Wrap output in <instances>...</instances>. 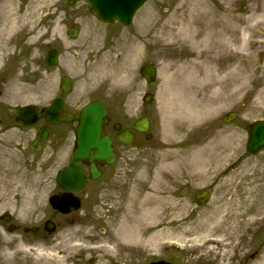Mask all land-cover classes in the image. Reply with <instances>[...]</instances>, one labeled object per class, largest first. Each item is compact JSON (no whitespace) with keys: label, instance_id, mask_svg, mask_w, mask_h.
Listing matches in <instances>:
<instances>
[{"label":"rangeland","instance_id":"rangeland-1","mask_svg":"<svg viewBox=\"0 0 264 264\" xmlns=\"http://www.w3.org/2000/svg\"><path fill=\"white\" fill-rule=\"evenodd\" d=\"M61 2L24 0L21 12L3 16L9 29L16 25L21 27L22 39L29 34L38 38V53L35 50L33 60H26L22 78L8 81L9 89L12 87L20 92L19 97L13 98L16 104L34 100L47 103L56 93L59 68L44 65L43 57L52 38L48 17L51 14L65 16L61 9L66 15L68 13ZM77 6L78 3L71 7L72 23L79 10ZM251 9L260 15L247 30L255 49L253 65H262L264 0L147 1L137 11L134 25L129 27L135 37L121 38L127 33L119 27L123 32L116 63L123 62L125 57L130 67L152 63L157 69L152 85L140 81L138 76L135 81H94L90 78L92 73L85 81L86 72H78L82 68L94 72L99 64L101 30L92 28L88 21H78L81 32L68 40V47L61 49L62 57L67 58L63 65L74 80L69 99L77 106L92 99L106 102L111 110L108 121L116 120L112 118L113 113L117 118L123 117L124 106L131 115L128 117L134 119L135 109L143 104L151 120L149 131L152 135L150 139L141 136L130 146L117 144L116 160L105 166L103 176L94 185H88L98 189V194L86 199L71 226V250L73 253L86 251L84 261L94 257V264H148L162 257L182 264L260 263L264 256V150L258 154L246 153L245 127L254 119L264 118V103L258 99L263 82L256 76L243 81H223L227 69L224 67L229 65V60H226L225 45L217 43L218 34L212 36L213 44L207 54L211 62L202 63L213 69L221 81L207 88L204 84L210 81H205L206 75L203 81H193L187 74L188 81H183L184 73L204 59L206 52L205 45L194 48L185 37V31L178 29L179 21L190 19L191 31L211 32L213 23L217 22L225 30L222 37L239 34L240 27L245 31V16ZM201 50L204 53L197 59ZM127 51H130L129 59ZM12 58L6 56V61ZM187 64L191 66L184 72L183 65ZM19 66V61L14 63V71ZM110 68L105 63L101 69ZM187 83L199 89L201 96L205 95L204 106L213 97V107H206L209 109L204 118L181 115L182 110L193 103L192 97L185 93ZM148 91L153 98L144 104L143 96ZM5 108L6 105L0 103V118L3 117L0 124V191L15 189L24 191L22 195L37 192L36 197L32 195L26 200L41 206V196L54 186L57 171L67 163L69 149L52 150L43 146L32 150L29 146L33 137L31 130L6 116ZM198 108L202 109L200 105ZM229 110L236 111V116L225 122L222 117ZM14 111L9 109L10 113ZM9 123L12 127L3 130ZM208 144L216 156L210 167L205 168L200 166L198 154ZM201 189H210L211 194L207 202L198 205L194 194ZM151 200L154 201L152 205L149 204ZM147 207L158 211L159 220L140 217L142 209ZM236 212L240 213L234 215ZM128 213L127 223L122 216ZM135 229L146 239L148 235H155L157 239L150 244L138 242L129 236Z\"/></svg>","mask_w":264,"mask_h":264},{"label":"flooded vegetation","instance_id":"flooded-vegetation-1","mask_svg":"<svg viewBox=\"0 0 264 264\" xmlns=\"http://www.w3.org/2000/svg\"><path fill=\"white\" fill-rule=\"evenodd\" d=\"M22 2L23 0H0V62H3L0 66V81H6L8 65H13L16 59L25 53H31L34 48H37L36 45H27L17 49V45L14 44L13 58L8 64L6 63L8 35L7 31L2 30L5 22L3 16L9 13L21 12ZM16 50L18 51L16 52ZM110 64L115 65L112 62ZM111 70L114 71V68L112 67ZM106 81L114 80L106 78ZM60 96L61 93L58 97ZM62 98L63 100L65 99V111L60 112L59 121L53 124H46L45 120L39 118V125L35 131L37 134L43 125L49 128L47 137L41 144L52 150L63 148L72 150L76 145V127L80 109L71 108L76 106V103L66 101L65 96ZM35 110H37L36 107ZM113 123V121L110 122L105 119L103 130L109 136L116 155V145L119 142L116 139V132L112 128ZM95 165L100 171L99 176H102L107 163L105 161H97ZM81 167L86 174V182L83 188L74 192V194L80 197L83 209L86 199L90 200L92 196L98 194V189L88 186L94 185V179L89 172V161L83 160ZM56 181L52 189L44 194V201L41 207L27 204L31 203V201L26 200V198L31 197V195L23 197L22 193L24 191H0L3 194L0 196V264H88V260L84 261L86 251L78 250L73 253L71 250V226L75 224L73 221L76 219L75 214L78 211L63 213L48 203L50 195L64 192L63 189L57 186ZM89 203L93 204L91 201ZM91 226L92 224L90 223L89 227ZM101 230L104 229L101 228Z\"/></svg>","mask_w":264,"mask_h":264},{"label":"bare ground","instance_id":"bare-ground-1","mask_svg":"<svg viewBox=\"0 0 264 264\" xmlns=\"http://www.w3.org/2000/svg\"><path fill=\"white\" fill-rule=\"evenodd\" d=\"M260 15L256 13L255 9H251L248 15L245 16V20L247 22L245 31L243 27H240V30L238 31L239 34L231 33L230 35H225V37H222L221 34L223 33L224 28L220 26L219 23L215 22L212 25L211 32L207 33H199L191 31L192 23L190 19H187L185 21H179L178 29L185 31V37L187 36V40L190 42L194 48L200 47L202 44L205 45V52L206 55L204 59L200 60L199 62L195 63L192 67H190V71L188 70L185 72L191 64H187L186 67H184V79L183 81H188L186 79V75H191V79L193 81H203V76L206 75L208 78L205 81H210L207 84H204V88L212 87L215 85L218 81H221L218 79V76H216V73L210 69L207 64H203L202 62H211V58L207 56L208 51L211 49V44H213L212 36L214 34H218L217 37L220 38L217 43L224 44L225 49L228 52V56L230 57V62L225 71V74L223 76V81H243L245 78H252L253 76H256L260 81L263 82L262 88L258 92V99L259 102L264 103V62L262 65H253V56L255 53V49L252 48V37L247 33V30H249L253 25L255 20ZM221 36V37H220ZM221 48V47H220ZM264 51V49H262ZM233 52V54L231 53ZM204 53V50L199 51V56L196 58H201ZM232 61V62H231ZM188 66V67H187ZM192 68V69H191ZM186 69V70H185ZM220 69V68H217ZM183 74V73H181ZM202 75V80H201ZM192 85H189L187 83V88L185 89V93L190 95L193 99V103L190 104V108H187V110H182L181 115L186 118H195V117H203L204 113L207 111L206 107H209L212 109L214 100L213 97L209 98L208 101H206V104L204 106V100L205 95L201 96V92L199 89L194 88ZM222 102V101H221ZM220 102V103H221ZM200 103V104H199ZM219 104V103H218ZM198 105L202 109L198 108ZM204 118V117H203ZM216 156V153L213 151V148L211 146L205 145L203 146L198 154V162L200 166L209 168L212 162L214 161V158ZM147 201L143 202L145 204ZM154 201H150L149 204H153ZM148 204V205H149ZM244 213L246 211H243ZM240 212L234 213V215L239 214ZM158 211L153 207H147L143 208L140 214V217L144 220L150 219V220H159L160 215H158ZM129 236H131L133 239L137 240L138 242H147L152 243L157 238L155 235H150L146 240L144 239L143 233H141L138 230H133L129 233ZM109 247V246H108ZM108 249V248H107ZM109 249H111L109 247ZM259 264H264V256L260 260Z\"/></svg>","mask_w":264,"mask_h":264},{"label":"water","instance_id":"water-1","mask_svg":"<svg viewBox=\"0 0 264 264\" xmlns=\"http://www.w3.org/2000/svg\"><path fill=\"white\" fill-rule=\"evenodd\" d=\"M145 0H87L91 6V10L100 16L103 20L117 19L120 22H129L132 18V14L137 7H139ZM73 35V34H72ZM53 52H49L48 58L45 60L48 64H54L51 58ZM148 71L149 77L153 76V69ZM153 82V81H150ZM63 91H66L69 87L67 81H62ZM56 102V101H55ZM27 109H24L26 111ZM47 110H43V112ZM105 114V107L99 102H91L84 106L81 111L80 123L77 130V147L70 157V165L68 168L62 170L58 175L59 184L65 189H78L84 182V175L80 170L79 160L84 158L93 159H105L111 161L113 158L110 142L106 136H103L101 130L102 117ZM233 114L230 113L228 119L232 118ZM33 121H26V123H32ZM147 124L145 121H138L135 124V128L145 130ZM118 128V125H115ZM248 140L246 148L249 152L255 153L264 148V120H256L252 122L248 127ZM39 137H45L44 132L39 133ZM119 140L123 142H129L131 140L130 134L126 130H120L117 134ZM94 152L90 154V150ZM90 170L93 176L97 174L94 165L91 164ZM207 196V191L202 194V197ZM72 202L73 207L78 206V202L70 199L69 196L52 197L51 202L58 207H66ZM153 264H170L167 262H155Z\"/></svg>","mask_w":264,"mask_h":264}]
</instances>
